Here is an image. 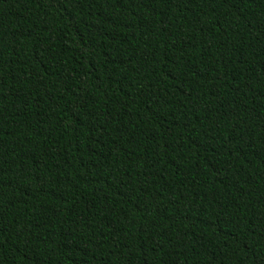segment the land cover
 Returning a JSON list of instances; mask_svg holds the SVG:
<instances>
[{
	"label": "trees",
	"instance_id": "obj_1",
	"mask_svg": "<svg viewBox=\"0 0 264 264\" xmlns=\"http://www.w3.org/2000/svg\"><path fill=\"white\" fill-rule=\"evenodd\" d=\"M0 264H264V0H0Z\"/></svg>",
	"mask_w": 264,
	"mask_h": 264
}]
</instances>
